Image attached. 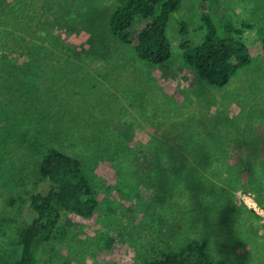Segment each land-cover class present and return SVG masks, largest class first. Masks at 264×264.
<instances>
[{
    "label": "rangeland",
    "instance_id": "rangeland-1",
    "mask_svg": "<svg viewBox=\"0 0 264 264\" xmlns=\"http://www.w3.org/2000/svg\"><path fill=\"white\" fill-rule=\"evenodd\" d=\"M207 1L219 32L225 23L250 25L234 35L245 43L250 62L222 86L206 83L183 62L182 40L196 44L205 33L200 0H182L170 14V57L158 65L110 35L109 12L120 0H27L35 23L27 35L49 51L40 74L52 73V81L35 91L54 98L29 114L36 107L21 106L36 95L30 86L28 96L26 90L12 95L10 112L0 115L1 262L19 255V230L33 218L30 194L48 189L38 165L54 147L80 160L98 204L89 217L63 212L58 229L64 235L45 246L38 264H142L191 238L205 239L209 255L227 264H264L263 218L228 199L239 187L208 180L194 167L175 171L171 157L165 160L167 144L146 136L145 122L152 126L148 131L155 126L149 115H158L159 128L170 132L163 137L188 131L178 165L195 166L191 151L216 156L218 149L196 142L199 131L184 128L187 115H197L193 125L201 126L199 115H214L231 134L241 135L248 121L264 127V0ZM248 192L255 200L259 195Z\"/></svg>",
    "mask_w": 264,
    "mask_h": 264
},
{
    "label": "trees",
    "instance_id": "trees-1",
    "mask_svg": "<svg viewBox=\"0 0 264 264\" xmlns=\"http://www.w3.org/2000/svg\"><path fill=\"white\" fill-rule=\"evenodd\" d=\"M181 1L120 0V3L110 9L108 31L114 41L131 47L139 59L149 61L153 65L163 63L170 57V43L166 35L167 22ZM200 1L199 14L205 33L196 44L182 40L180 47L183 62L206 83L222 86L239 68L250 62L245 43L234 36L250 25L242 23L240 27H236L231 23H225L220 33L209 12L212 4H208L207 0ZM26 2L27 0H2L0 5V91L3 92L0 93V115L10 112L8 103L12 100V95L26 90L27 94L24 96L26 97L33 91L32 88L34 91L38 90L39 86L42 88L52 81L50 80L52 73L45 77L40 74L42 65L47 63L42 55L49 56L48 48L41 43L42 41L30 39L27 35V31L32 29L35 23L28 15L29 6ZM37 2L38 0H30L29 4L35 5ZM185 24L184 20L179 21L181 35L186 33ZM36 31L37 28L31 35L34 32L36 34ZM260 37L264 52V31ZM6 83H12L14 88ZM33 93L36 95L23 100L21 106H35L36 110L33 108L28 111L29 114L37 112V106L41 103H50L54 98L47 94L44 98L41 96L42 99L40 93L37 94L36 91ZM138 116L141 119L148 117ZM172 116L168 117V120L177 118ZM194 116L197 115H187L188 121L184 128L191 127V130L199 131V134L195 133L197 136L195 140L201 143L204 149L208 150L213 146L218 149L216 156L207 152L202 155L195 151L194 154L198 155L196 157L191 151L195 166L191 163L184 164L186 166L178 165L180 163L178 159L185 157L184 153L187 151L183 148V143L187 140L188 131H183V128L181 132L174 129L173 137L170 139L163 137V131L168 134L170 132L159 128L164 124H158L156 121L158 115H149L155 121L156 127H153L154 132L148 131L152 126L145 122L146 136L153 143L159 139L167 144L165 160L169 161L171 157L175 163L173 165L175 171L178 172L187 166L194 167L208 180L221 182L227 186L243 187L246 191H255L259 194L256 201L264 207V127L258 128V125L248 121L246 126L243 125L241 135L231 134L225 124L220 123L214 115L208 119L205 115H199L203 117L200 118L202 126L199 123L193 125ZM38 174L48 183V189L30 194L29 207L33 218L19 230V255L12 262L0 260V264H38L45 246L54 237L64 235V232L58 229L63 212L89 217L97 207L98 200L78 158L49 147L38 165ZM142 264H227V262L223 258H213L209 255L205 239L191 238L174 250L160 252L154 257L149 256Z\"/></svg>",
    "mask_w": 264,
    "mask_h": 264
},
{
    "label": "clouds",
    "instance_id": "clouds-1",
    "mask_svg": "<svg viewBox=\"0 0 264 264\" xmlns=\"http://www.w3.org/2000/svg\"><path fill=\"white\" fill-rule=\"evenodd\" d=\"M233 204H238L241 210L244 212L253 211L256 212L257 209L260 210L257 214L264 213V209L261 208L260 204L255 200V194L252 192L246 191L243 187L234 189L229 198ZM248 200H251L254 207L249 209ZM210 207V205H207Z\"/></svg>",
    "mask_w": 264,
    "mask_h": 264
},
{
    "label": "built area",
    "instance_id": "built-area-1",
    "mask_svg": "<svg viewBox=\"0 0 264 264\" xmlns=\"http://www.w3.org/2000/svg\"><path fill=\"white\" fill-rule=\"evenodd\" d=\"M248 205H249V207H251V208H253L254 207V205H253V203H252V201L251 200H248ZM257 213L258 212H260V210L259 209H257V211H256ZM262 218H263V222H264V213H261V214H259Z\"/></svg>",
    "mask_w": 264,
    "mask_h": 264
}]
</instances>
